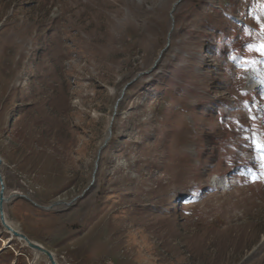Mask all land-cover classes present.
I'll list each match as a JSON object with an SVG mask.
<instances>
[{"label": "rangeland", "instance_id": "374dc122", "mask_svg": "<svg viewBox=\"0 0 264 264\" xmlns=\"http://www.w3.org/2000/svg\"><path fill=\"white\" fill-rule=\"evenodd\" d=\"M176 2L0 0L6 193L76 198L4 212L58 264H264V0Z\"/></svg>", "mask_w": 264, "mask_h": 264}, {"label": "water", "instance_id": "95a60500", "mask_svg": "<svg viewBox=\"0 0 264 264\" xmlns=\"http://www.w3.org/2000/svg\"><path fill=\"white\" fill-rule=\"evenodd\" d=\"M180 2V0H178L173 6H172V9H171V12H174V9L176 7V5ZM167 47V46H166ZM166 51V48H164L163 50L160 51V54L157 58V60L155 61V63L153 64V66L148 70V71H145V72H142V73H138L136 75V77L130 81L129 83H127L125 85V87L123 88L122 90V93H121V96H120V99L118 100L117 102V106L119 105L120 101L122 100V98L124 97L125 95V92L127 90V88L133 84L141 75H144V74H148V73H151L157 66V64L160 62L161 58H162V54ZM113 121H114V117L111 118V120L109 121L108 123V127H107V135H108V138L104 140L103 142V145L102 147L99 149L98 151V154H100L101 150L106 147V145L108 144V141L110 140V137H111V134H112V124H113ZM99 158L97 159V162H98ZM1 168H2V159L0 158V225L1 227L3 228L4 231H6L12 238H16L22 242L25 243V245L27 246L28 249L30 250H33L35 252H39V253H42L43 255H45L49 261V264H58L54 257L52 256V254L50 252H48L46 249H44L42 246L38 245L37 243L31 241L26 235H24L23 233L15 230L9 223L8 221L6 220V215H5V212H4V206L10 202V196L7 198L5 196V193H6V187H5V183H4V177L2 175V171H1ZM96 168H97V163L95 165V171L94 173L96 172ZM16 198H19V199H24L25 201H28L30 202L33 206L41 209V210H44V211H50L52 209H54L55 205L59 204L60 201H57V202H54L52 204H50L49 206H40V205H37L36 203H34L27 195H24V194H19L16 196ZM14 199V198H13ZM76 199V198H75ZM72 200L70 202L67 203L68 206H71L73 204V202L75 201Z\"/></svg>", "mask_w": 264, "mask_h": 264}, {"label": "bare ground", "instance_id": "6f19581e", "mask_svg": "<svg viewBox=\"0 0 264 264\" xmlns=\"http://www.w3.org/2000/svg\"><path fill=\"white\" fill-rule=\"evenodd\" d=\"M253 83H254L256 86H260V87H263V88H264V82L261 81V80H254ZM107 138H108V135H107V133H106V138H105V139H107ZM19 194H21V193H19V192H14V193H11V194H9V195H8L7 193H5V196H6L7 198L10 196V199H8V200L12 201V200L16 199V196L19 195ZM13 198H14V199H13ZM67 206H68V205H67V202H65V201H60L59 204L55 205L54 209H63V208H66ZM56 261H57V260H56Z\"/></svg>", "mask_w": 264, "mask_h": 264}]
</instances>
